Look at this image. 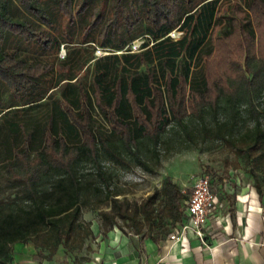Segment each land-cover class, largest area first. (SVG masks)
<instances>
[{
  "label": "trees",
  "instance_id": "obj_1",
  "mask_svg": "<svg viewBox=\"0 0 264 264\" xmlns=\"http://www.w3.org/2000/svg\"><path fill=\"white\" fill-rule=\"evenodd\" d=\"M18 6L48 27L19 16ZM6 32L48 51V61L7 48ZM1 87L15 101L0 117L46 108L42 118L6 122L13 136L0 163L21 190L0 203V264H13L18 241L47 248L40 254L48 259L61 245L81 250L94 235L84 208L108 201L115 211L100 210L103 232L125 229L118 218L136 232H163L181 219L192 187L188 194L168 176L124 207L117 196L128 189L115 184L113 168L155 173L172 147L164 138L172 126L187 148L221 141L247 162L264 150V0H0ZM96 110L108 129L95 126ZM243 110L253 125L238 131Z\"/></svg>",
  "mask_w": 264,
  "mask_h": 264
},
{
  "label": "rangeland",
  "instance_id": "obj_2",
  "mask_svg": "<svg viewBox=\"0 0 264 264\" xmlns=\"http://www.w3.org/2000/svg\"><path fill=\"white\" fill-rule=\"evenodd\" d=\"M19 16L25 18L29 17L38 21L43 27H48L43 21L37 18L36 14L25 10L23 7L18 6L16 8ZM74 10H77V4L74 3ZM62 24L67 26V20H61ZM227 25L225 26V28ZM77 30V29H76ZM75 31V36L77 34ZM5 45L9 49H16L22 56H26L29 59H44L48 61V51H43L39 46L27 43L22 39H19L13 33L6 32L5 34ZM172 35L177 37L180 32L174 30ZM142 42L141 39L135 40L133 48L137 49L139 44ZM135 45V46H134ZM73 47V44L69 45ZM68 46L61 45L59 47L58 55L64 56ZM102 48H96V54L101 55L105 53ZM184 58H182L183 60ZM55 95L54 97H58ZM12 101H15L14 95L6 87L0 88V109L9 106ZM18 103V101H16ZM49 107V105H48ZM46 106H39L29 111H22L18 109V114L14 115V109L11 110L10 115L0 117V159L4 158L3 149L6 146L4 143L8 137L13 136L9 134V126L7 123L10 122L11 118L18 120L23 123L30 118H42V114ZM244 118L241 120L238 131H243L247 127L253 125V120L248 115L246 110H243ZM95 126L100 128H107L109 124L103 115L96 110L94 112ZM226 113L221 109L220 118H225ZM207 121H213L212 115L208 113L206 115ZM7 122V123H6ZM189 126L197 131L199 129V122L195 119H188ZM165 139H169L172 147L169 150V155L163 158V161L155 173H150L140 166H133L131 168L114 167L113 170L117 173L114 178L115 184L125 187L128 189L126 194L118 195L120 203L126 206H134L135 204L141 203L149 194L161 188L163 182L168 176L179 185L184 191L188 190L193 186L194 180L204 174H210L213 178L214 187L219 191L220 187H228L232 189L234 195L230 197L234 199L236 203L238 199L243 201L245 210V219L243 230L247 229V216L251 211L249 209L250 200L253 198L252 195L258 196L261 201V211L264 218V155L259 156V153H264L263 148L260 149L254 156L251 162H247L244 154L238 153L235 149L228 147L224 142L219 141H206L200 142L197 146L191 145V147H184L188 141L187 138L179 131L176 126H172L164 135ZM166 144L162 145L163 151L166 149ZM240 163L239 167H236V163ZM107 166L111 165L110 162L105 163ZM111 167V166H110ZM210 167V168H208ZM90 169V165L87 166ZM112 168V167H111ZM222 177V180L219 179ZM220 181H223L222 185ZM257 183L262 185V193L258 191L256 186ZM245 189V192L243 190ZM247 189V190H246ZM21 190V183L8 178L6 175V168L4 164L0 163V203L11 199L15 193ZM225 190V189H224ZM261 194V195H260ZM227 199L221 198L223 202V209L225 212L233 213V209H230V203ZM234 203V204H235ZM236 205V204H235ZM105 209L109 211H115V207L111 201L102 204L100 207L84 208L83 218L92 221V227L102 229V217L100 210ZM234 214H237V208L235 207ZM118 223L123 224L127 230H133V228L123 223L121 218H118ZM172 221L165 223L166 230L172 229ZM241 229V230H242ZM246 234V233H245Z\"/></svg>",
  "mask_w": 264,
  "mask_h": 264
},
{
  "label": "crops",
  "instance_id": "obj_3",
  "mask_svg": "<svg viewBox=\"0 0 264 264\" xmlns=\"http://www.w3.org/2000/svg\"><path fill=\"white\" fill-rule=\"evenodd\" d=\"M219 192L227 200L234 195L228 187H220ZM252 196L246 231L241 226L246 210L243 201L238 199L235 203L231 198L228 201L234 206L230 207L233 213L221 208L211 216L205 241L192 229L181 234L187 241L185 244L173 239L170 234L181 226L187 215L184 201V213L180 220L172 221L171 230L136 232L114 224L103 232L97 227L81 250L72 251L61 245L51 259L40 254H47V248L18 241L14 245L13 264H264V218L260 198ZM235 207L237 214H234Z\"/></svg>",
  "mask_w": 264,
  "mask_h": 264
},
{
  "label": "built area",
  "instance_id": "obj_4",
  "mask_svg": "<svg viewBox=\"0 0 264 264\" xmlns=\"http://www.w3.org/2000/svg\"><path fill=\"white\" fill-rule=\"evenodd\" d=\"M185 203L186 218L170 237L185 244L187 241L181 237V234L187 229H192L202 241H205L209 218L223 207L220 192L215 189L210 174L204 173L194 180L192 191Z\"/></svg>",
  "mask_w": 264,
  "mask_h": 264
}]
</instances>
